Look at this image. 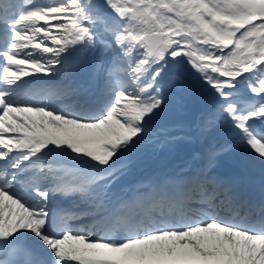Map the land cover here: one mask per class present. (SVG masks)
I'll return each instance as SVG.
<instances>
[{"label": "snow or ice", "instance_id": "6c2138e0", "mask_svg": "<svg viewBox=\"0 0 264 264\" xmlns=\"http://www.w3.org/2000/svg\"><path fill=\"white\" fill-rule=\"evenodd\" d=\"M0 264H264V0H0Z\"/></svg>", "mask_w": 264, "mask_h": 264}, {"label": "bare ground", "instance_id": "6f19581e", "mask_svg": "<svg viewBox=\"0 0 264 264\" xmlns=\"http://www.w3.org/2000/svg\"><path fill=\"white\" fill-rule=\"evenodd\" d=\"M194 146H180L174 154L162 153L154 161L150 162L148 165L142 167L138 170V177H146L150 175L157 168H164L175 163L182 161L189 151L193 150ZM245 155V153H241ZM249 176L254 179V181H259L260 178V165L257 163L255 167L250 170Z\"/></svg>", "mask_w": 264, "mask_h": 264}, {"label": "rangeland", "instance_id": "374dc122", "mask_svg": "<svg viewBox=\"0 0 264 264\" xmlns=\"http://www.w3.org/2000/svg\"><path fill=\"white\" fill-rule=\"evenodd\" d=\"M174 118H176V119L183 118V119H186L187 120V118L185 116L184 117H174Z\"/></svg>", "mask_w": 264, "mask_h": 264}, {"label": "water", "instance_id": "95a60500", "mask_svg": "<svg viewBox=\"0 0 264 264\" xmlns=\"http://www.w3.org/2000/svg\"><path fill=\"white\" fill-rule=\"evenodd\" d=\"M191 116H193L192 114H190Z\"/></svg>", "mask_w": 264, "mask_h": 264}]
</instances>
